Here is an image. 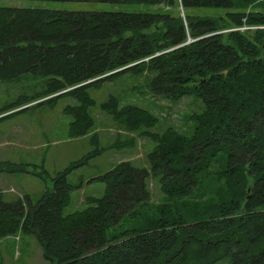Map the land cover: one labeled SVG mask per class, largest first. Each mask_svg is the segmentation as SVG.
<instances>
[{"label":"trees","instance_id":"obj_1","mask_svg":"<svg viewBox=\"0 0 264 264\" xmlns=\"http://www.w3.org/2000/svg\"><path fill=\"white\" fill-rule=\"evenodd\" d=\"M15 1L164 10L0 7V82L30 77L44 87L12 109L72 99L77 104L64 114L69 138L79 139L94 129L89 90L128 75L144 77L153 97L191 98L199 110L188 133L157 132V115L109 95L101 111L154 144L148 167L117 163L91 179L103 185L102 196L64 214L81 188L68 176L94 157L88 154L57 173L35 204L0 199V241L31 235L48 264H264V29L239 30L264 27L256 6L264 0ZM134 145L131 138L113 147ZM150 180L162 197L156 204Z\"/></svg>","mask_w":264,"mask_h":264},{"label":"rangeland","instance_id":"obj_2","mask_svg":"<svg viewBox=\"0 0 264 264\" xmlns=\"http://www.w3.org/2000/svg\"><path fill=\"white\" fill-rule=\"evenodd\" d=\"M256 6L257 11L264 12V1H260ZM0 7L127 13H153L164 10L144 5L15 0H0ZM210 14V11L199 13ZM145 85L144 77L125 75L104 83L98 90H89L95 101V105L88 110L94 120V129L85 137L70 139L68 129L71 117L64 114V109L67 106H75L77 103L74 100L69 98L48 100L51 97H47L27 106L12 109L19 99L31 98L44 87L30 77L18 83L0 82V199L5 202L21 199L35 204L46 192L52 190L51 179L57 173L65 170L71 163L92 154L94 157L68 176L69 184L81 186L71 194L70 205L64 211V214H69L80 210L86 198L102 196L103 185L91 182L93 181L91 179L109 171L117 163L130 161L134 165L148 167L146 157L154 144L138 133L123 131L101 111L100 104L109 95H113L118 98L120 105H136L157 115L160 121L155 128L157 132L174 127L188 133L192 126L189 119L193 113L198 112L199 103L191 98L172 103L153 97ZM131 138L135 140L132 149L113 147L117 142L128 141ZM97 151L99 154H96ZM149 189L152 193V203H159L162 197L154 180L149 181ZM0 264L48 263L44 260L36 239L31 235L18 233L0 241ZM217 264H230V260L224 259Z\"/></svg>","mask_w":264,"mask_h":264},{"label":"built area","instance_id":"obj_3","mask_svg":"<svg viewBox=\"0 0 264 264\" xmlns=\"http://www.w3.org/2000/svg\"><path fill=\"white\" fill-rule=\"evenodd\" d=\"M256 28L264 29V27H251V28L243 27V28H241V29H239V30L243 31V30H245V29H256Z\"/></svg>","mask_w":264,"mask_h":264}]
</instances>
